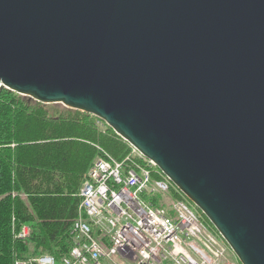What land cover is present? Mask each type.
Instances as JSON below:
<instances>
[{"label":"water","instance_id":"obj_1","mask_svg":"<svg viewBox=\"0 0 264 264\" xmlns=\"http://www.w3.org/2000/svg\"><path fill=\"white\" fill-rule=\"evenodd\" d=\"M2 87L103 121L264 264V0H0Z\"/></svg>","mask_w":264,"mask_h":264},{"label":"trees","instance_id":"obj_2","mask_svg":"<svg viewBox=\"0 0 264 264\" xmlns=\"http://www.w3.org/2000/svg\"><path fill=\"white\" fill-rule=\"evenodd\" d=\"M105 153L128 166L141 162L96 117L0 88V264L37 254L62 263L72 246L79 190L94 160ZM170 195L184 199L174 187ZM144 197L154 205L162 198ZM13 223L31 227L26 241L13 238Z\"/></svg>","mask_w":264,"mask_h":264},{"label":"built area","instance_id":"obj_3","mask_svg":"<svg viewBox=\"0 0 264 264\" xmlns=\"http://www.w3.org/2000/svg\"><path fill=\"white\" fill-rule=\"evenodd\" d=\"M151 164L126 167L107 153L90 167L78 215L71 227L72 246L61 264H216L226 246L184 200L169 210L152 206L142 195L164 193L168 183L152 177ZM13 238L31 229L12 224ZM126 234H132V243ZM13 264H58L49 254L14 259Z\"/></svg>","mask_w":264,"mask_h":264},{"label":"rangeland","instance_id":"obj_4","mask_svg":"<svg viewBox=\"0 0 264 264\" xmlns=\"http://www.w3.org/2000/svg\"><path fill=\"white\" fill-rule=\"evenodd\" d=\"M167 202H169V201H167L166 199H163V198H161L159 200V204H163L164 206L169 205ZM236 262H238V261L235 258V256L232 254V252L231 251H225L224 256L221 257V259L216 264H237Z\"/></svg>","mask_w":264,"mask_h":264},{"label":"bare ground","instance_id":"obj_5","mask_svg":"<svg viewBox=\"0 0 264 264\" xmlns=\"http://www.w3.org/2000/svg\"><path fill=\"white\" fill-rule=\"evenodd\" d=\"M127 235V237H129V238H127V240L129 241V243H132V237H133V235L132 234H126Z\"/></svg>","mask_w":264,"mask_h":264}]
</instances>
